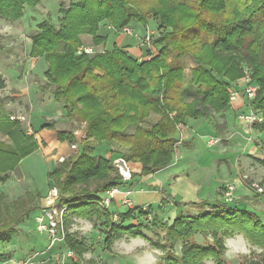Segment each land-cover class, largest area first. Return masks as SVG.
I'll return each mask as SVG.
<instances>
[{
	"label": "trees",
	"instance_id": "1",
	"mask_svg": "<svg viewBox=\"0 0 264 264\" xmlns=\"http://www.w3.org/2000/svg\"><path fill=\"white\" fill-rule=\"evenodd\" d=\"M39 3L0 0V17L22 20L26 9L35 10ZM149 20L162 30L160 49L142 62L118 47L108 51V38L99 34L103 23L121 31L132 22L146 25ZM58 25L51 18L39 25L40 32L31 38L30 57L44 58L45 89L55 102L65 104L69 119L86 123L87 135L79 142L77 160L72 164L64 160L48 178L57 185L60 207L86 218H105L110 229L107 245L124 233L141 236L137 227L116 224L103 206L100 194L118 186L121 178L114 176L110 160L89 154L86 147L94 150L106 141L113 154L129 164H141L139 176L156 174L173 162L180 146L178 129L186 119H208L212 111L223 114L230 109L229 85L245 76L242 62L250 68L252 83L260 87L251 105L264 117V0H77L68 8L61 6ZM60 41L65 43L62 51ZM82 47L93 53L78 54ZM254 126L264 131V120ZM59 139L76 141L67 132ZM39 149L34 134L0 113V183ZM41 201L40 192H27L15 200L0 193V246L11 243L18 226L40 210ZM213 209L189 222L181 216L167 229L183 240L207 231L215 236L221 231L241 232L264 250V224L256 214L225 204ZM64 242L79 257L84 254L82 243L68 236ZM219 253L212 246L187 243L181 256L169 250L162 260L201 264L217 260Z\"/></svg>",
	"mask_w": 264,
	"mask_h": 264
},
{
	"label": "rangeland",
	"instance_id": "2",
	"mask_svg": "<svg viewBox=\"0 0 264 264\" xmlns=\"http://www.w3.org/2000/svg\"><path fill=\"white\" fill-rule=\"evenodd\" d=\"M76 1L40 0L35 10L26 9L22 20L0 17V77L4 83L0 88V113L18 121L23 130L34 134L41 148L27 161L36 169L28 166L26 170L25 165L16 167L13 172L18 177L10 179L12 172L5 183H0V193L15 200L27 192L41 193L38 186L44 185L40 210L30 213L23 223L29 225L25 241L34 244L23 250L21 259L18 255L13 261L22 264H164V252L171 250L181 256L187 243H198L206 248L212 246L220 252L217 260L209 258L201 264L263 263L264 250L252 245L241 232L221 231L215 236L213 231H207L196 233L191 240H183L171 236L167 229L181 216L189 222L193 216H204L213 211L215 205L221 204L229 209L241 208L252 212L264 224V131L240 119L241 115L251 114V103L243 96L230 101V109L223 114L212 111L208 119H186L178 129L176 137L180 146L173 162L156 174L141 177L138 167L135 172L128 163L132 178L124 181L114 161L118 157L113 156L108 142L95 147L96 155L110 160L115 169L114 176L119 174L121 178L118 181L120 193L108 203L104 201L106 195L100 194L103 206L109 209L116 224L123 228L137 227L141 236L124 233L107 245L105 240L110 229L104 217L97 219L93 215L86 218L70 209L62 219L61 215L57 218L60 220L59 241L51 244L52 235L38 231L36 217L52 204L50 197L58 192L52 179L44 180L64 160L68 159L71 164L77 160L79 147L73 149L72 146L84 142L87 131L85 122L67 116L44 120L40 109L34 111L48 102L50 92L45 89L47 66L44 58L30 57L31 38L40 32L39 25L48 18L59 26L61 6L68 8ZM139 24L135 21L127 27L132 31L130 36L140 34L144 53L138 60L142 62L157 54L162 30L155 20H149L146 25ZM102 28L106 34L114 36L107 24ZM112 38L110 45L113 50L117 46ZM64 46V42L58 43L60 51ZM142 51L133 50L132 55L138 56ZM169 63L172 64V57H169ZM246 68L250 70L248 64L242 62L241 69L245 72ZM243 85L244 81L242 85L230 82L229 93L241 90ZM45 108L50 109L49 106ZM43 120L49 125L41 128ZM64 132L73 134L76 141L62 142L59 134ZM54 150L57 153L50 155ZM86 152L93 154V150L87 147ZM229 187L234 188L231 196H227ZM37 201L36 197L34 203ZM55 203L60 206L58 199ZM129 210L132 214L123 219ZM67 236L85 246L81 257L65 244ZM39 253L45 255L33 261Z\"/></svg>",
	"mask_w": 264,
	"mask_h": 264
},
{
	"label": "built area",
	"instance_id": "3",
	"mask_svg": "<svg viewBox=\"0 0 264 264\" xmlns=\"http://www.w3.org/2000/svg\"><path fill=\"white\" fill-rule=\"evenodd\" d=\"M122 31L128 35L132 34V31L128 27L123 28ZM82 53L92 54L93 50L91 48L82 47L79 49L78 54H82ZM244 73H245V76L243 79L244 85H243L242 89L239 91L231 90V92H230V101L231 102L237 101L240 96H243L244 98L248 99L249 103H252L254 101V99L256 98L257 92H258L260 87L258 85H255L252 83L251 71L248 68L245 69ZM250 107H251V114L241 115L240 119L242 121H244L245 123L252 125V126H254L255 124L262 123L264 120L262 113L254 110L251 104H250ZM72 148L77 149L78 146L73 145ZM114 161H115L116 167L118 168V171L120 172V175L122 176L124 181H130L132 178V174H131L130 169L128 167V162L125 159H123L122 157H118ZM233 190H234L233 187H229V192L227 193V196H231ZM259 191L262 192L263 189H259ZM118 193H120L118 186L112 187L110 190H108L105 193V195H106V198L104 199L105 203H108L110 201V199L115 197V195H117ZM58 197H59L58 192L55 191L54 195H52L50 197L52 204L49 207H47L46 209L41 210V213L36 217V221L38 223L37 224L38 231H40L42 233L43 232H49L52 235L51 239L53 241L51 242V244H54V243H56V241H59V238H57V236L59 234L58 233V230H59L58 227L60 225V220H58L57 218L61 215L60 217L62 219L64 216V213L68 209L67 206L60 207L59 205H57V206L55 205L56 204L55 201L58 199ZM58 204H59V202H58ZM0 264H22V263L16 262L13 260H9L6 262L0 261Z\"/></svg>",
	"mask_w": 264,
	"mask_h": 264
},
{
	"label": "crops",
	"instance_id": "4",
	"mask_svg": "<svg viewBox=\"0 0 264 264\" xmlns=\"http://www.w3.org/2000/svg\"><path fill=\"white\" fill-rule=\"evenodd\" d=\"M105 24L106 23H103L102 25H105ZM102 25L100 26L99 34L102 35V36H107V38H108L107 50L108 51H111L112 50L111 45H110V42H111V37H113L112 39H113L114 45L117 46L118 48L122 49L123 51L127 52L130 56H132L136 60H138V57L141 54L144 53L142 51V48L143 47L141 45V39L139 38L140 34L136 33L135 35H133V36L131 35L130 36V35H127V34H125L123 32L115 31L112 27L110 28V26H109V29H111V31L114 32V36H111L110 34H106L105 33V31L102 28ZM139 25H141V24H139ZM139 49L142 52H140V54L138 56H133L132 55L133 50L134 51L135 50L138 51ZM150 53L151 52L149 51L148 57H149V54ZM145 60H147V59H145ZM236 83H238V85H242L243 84V81L241 79H239V80L236 81ZM241 89H242V87H241ZM48 102L47 103H43V106L34 109V111H36L37 109H40V111H41V117L44 120H45V118L46 119H52L54 117H56V118H64V117L67 116V111L65 109V105L64 104H61V103H56L54 101V96L51 93L48 94ZM46 106H49L50 109H46L45 108ZM44 120L42 121L43 124L41 125V128L44 127V126H46V125H49ZM65 120H67V119H65ZM109 149H111V148L109 147ZM39 150H41V148ZM92 155L93 156L96 155L95 148L93 150V154ZM33 156L34 155H31L30 157H27L23 161H21L19 167L25 165V167H26L25 169L26 170H28V166H33V169H36L35 166L32 163L27 162ZM99 156H102V155L99 154ZM113 156L114 157H119L116 154H113ZM130 165H131L133 171L136 170V166L138 167V170L141 171V167H142L141 164L130 163ZM29 171H31V170H29ZM33 173H36V171L34 170ZM15 177L17 178L18 176H16L15 175V172H13L11 174V178L10 179L15 178ZM48 179L49 178H48V174H47V177L45 178L44 181H47ZM43 188H44V185L43 184H40V186H38V189L41 190V193H42ZM102 195H104V194H102ZM102 195H100V196L103 197ZM27 230H29V225H27V224H21L19 226V231L15 235H13L11 243H9L8 245H5V246H0V256L2 258L1 259L2 261L3 260H13L18 255H20V258L19 259H21L22 254H23V250L29 249L30 245L34 244L33 242L31 244V243H27L25 241L26 236L28 235L27 234V232H28ZM31 247H32V250H34L33 249L34 246H31ZM42 255H45V254H40L39 253V254L35 255L33 261H36ZM30 264H32V262Z\"/></svg>",
	"mask_w": 264,
	"mask_h": 264
}]
</instances>
